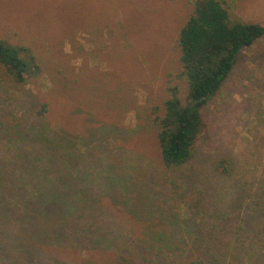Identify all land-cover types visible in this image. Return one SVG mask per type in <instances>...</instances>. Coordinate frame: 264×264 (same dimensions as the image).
Listing matches in <instances>:
<instances>
[{
  "label": "rangeland",
  "instance_id": "rangeland-1",
  "mask_svg": "<svg viewBox=\"0 0 264 264\" xmlns=\"http://www.w3.org/2000/svg\"><path fill=\"white\" fill-rule=\"evenodd\" d=\"M226 1L233 18L264 24V0ZM192 9L193 0H0V39L28 46L40 66L22 85L0 66V264L21 230L7 198L42 154L48 188L96 200L130 186L102 198L108 223L97 205L92 218L68 217L62 251L39 252L48 264H264V38L239 52L203 107L189 160L168 169L157 146L154 112L172 85L185 97L177 35ZM106 240L108 252L90 242Z\"/></svg>",
  "mask_w": 264,
  "mask_h": 264
},
{
  "label": "trees",
  "instance_id": "trees-1",
  "mask_svg": "<svg viewBox=\"0 0 264 264\" xmlns=\"http://www.w3.org/2000/svg\"><path fill=\"white\" fill-rule=\"evenodd\" d=\"M260 38H264V24L233 18L230 4L226 0H193L192 12L177 35L179 78L185 83V97L179 95L177 85H172L160 112H154L153 116V123L157 127V146L166 168L179 166L192 156L195 141L204 128L203 107L232 71L239 52ZM0 66L17 85L26 83L40 73L38 59L28 46L12 45L3 39H0ZM45 109L43 104L38 113L43 114ZM49 138L47 135V140L44 141L49 142ZM54 144L65 148L61 146V142ZM40 145L50 144L42 142ZM44 158L42 154L41 157L28 160L27 165L23 164L20 191L7 198L8 203L17 210L16 220L21 224V230H15L10 247H3L9 264L16 263L17 258L13 253L18 250L23 254L21 263L48 264V260L40 259L43 257L39 256V252L43 251L50 257L55 252L62 251L61 247L65 245L63 239L66 237L64 227L68 217L92 218L95 210L92 212L90 209L97 205L100 211L95 214L108 223L103 217L107 218L111 213L102 205V198H121L123 194L129 193L130 186L122 193L102 194L95 200L77 188L71 187L63 192L60 188L64 185L62 183L48 188L44 180L49 164ZM221 169L225 170L224 167ZM91 220L86 222L85 236L93 231ZM54 233L56 240H51L50 236ZM76 236L77 241L89 242L84 241L80 234ZM90 242L105 252L114 247L112 240ZM196 242L195 238L193 243L198 245ZM261 251V257L257 261L264 263V249ZM244 262L245 259L241 260V263ZM188 264L207 263L203 256H197L191 258Z\"/></svg>",
  "mask_w": 264,
  "mask_h": 264
}]
</instances>
